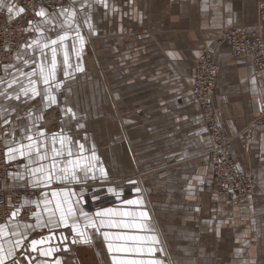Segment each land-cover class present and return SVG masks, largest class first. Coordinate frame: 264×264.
I'll list each match as a JSON object with an SVG mask.
<instances>
[{"label": "crops", "instance_id": "1", "mask_svg": "<svg viewBox=\"0 0 264 264\" xmlns=\"http://www.w3.org/2000/svg\"><path fill=\"white\" fill-rule=\"evenodd\" d=\"M66 2L63 8L77 11L76 23L83 37L81 44L72 32L65 41L71 75L64 74L62 49L56 73L61 87L57 90L53 82L51 88L56 103L46 107L39 96L13 101L17 107L11 117L15 124L7 127L20 140L28 121L17 120V115L27 117L29 111L42 115L38 123L50 146L52 135L59 140L61 130L72 138L77 153L76 141L85 145L88 156L94 145L109 178L103 183L99 179L79 185L54 182L50 187L34 188L29 179L16 176L24 173L27 161H12L6 185L34 193L31 223H35L32 214L37 210L34 202L43 199V192L50 196L52 190L70 187L79 194L83 189L82 207L90 217L100 209L122 206L123 200L142 197L164 249V255L157 252L156 258L164 264H264V130L245 129L264 105V69L258 71L249 61L235 59L226 47L213 46L223 30L239 26L259 29L264 39V0H107V8L98 0ZM85 3L91 7L81 11ZM8 4L16 6L14 12L9 14L5 6L0 14L10 19L20 4L19 0H5ZM59 9L44 10L62 24ZM39 10L33 14V24L28 25L26 40L8 64L25 72H38L36 63L25 67L17 54L39 62V52L21 47L38 38L33 28L41 21L35 15ZM64 30L57 27L46 35L53 39ZM207 48L220 67L211 97L215 121L235 137L232 157L254 179L256 195L248 205H236L215 193L210 177L208 180L207 154L212 141L199 123L189 92L196 58ZM48 55L50 59L51 53ZM2 77H6L5 67ZM38 87L45 86L41 83ZM65 108H71L76 119L63 116ZM3 131L0 128L5 149ZM240 133L251 138L250 145ZM109 187L119 192V198L108 192ZM137 187L140 193L135 191ZM80 223L83 227L84 221ZM105 230L126 231L100 232ZM86 231L91 237L89 244L68 243V252L61 250L52 257L27 254L35 257L33 264H54L57 258L61 264H111L100 232L93 228ZM61 233L73 239L70 227L54 230V234ZM47 234V228L30 231L25 243Z\"/></svg>", "mask_w": 264, "mask_h": 264}, {"label": "snow or ice", "instance_id": "2", "mask_svg": "<svg viewBox=\"0 0 264 264\" xmlns=\"http://www.w3.org/2000/svg\"><path fill=\"white\" fill-rule=\"evenodd\" d=\"M107 8V0H98ZM76 0H73V4ZM7 7V12L12 14L14 4L5 5V0H0V8ZM85 7L90 8V4H82L80 10ZM25 12L23 7L18 8L15 15H21ZM59 16L63 19V23H58L49 14L41 8L35 13L41 18L34 31L38 33V38L31 43L22 45V49L31 50L34 54L39 52V62L35 59L25 58L24 55L18 53L17 60H22L25 67L36 63V70L25 72L22 68H16L14 65L5 66L6 77H0V128L4 129L2 135L5 138V163L19 159L26 160L24 173H17L16 176L20 180L29 179L31 186L34 188L50 187L54 182L65 185L85 184L87 181L100 180L101 183L108 180V173L105 168L99 164L98 157L95 152V146L91 151V155H85L86 149L83 143L75 142L74 151L73 141L70 136L64 134L61 130L59 140L55 134L51 137V146L49 138L45 131L40 127L39 121L43 119L42 115H38L29 111L27 117L17 115L16 119H26L28 126L22 132V139H16V132L11 133L7 126L14 125L12 115L16 113L17 107L13 101L20 102L23 100H35L38 96L47 106L56 103V97L52 94L51 88L55 82V88L59 90L61 84L56 82V73L58 69V52L64 50L63 68L66 77L70 76L69 72L70 58L67 52V41L72 32H75L76 38L83 43V37L80 35L79 25L76 23L77 11L74 7L61 8L58 10ZM33 24L29 21V25ZM51 25L52 27H48ZM75 25V27H73ZM65 29L58 34L56 38L49 39L46 35L48 31L54 28ZM91 28V25H89ZM75 50V45H73ZM51 53L50 59L48 53ZM171 55V53H169ZM9 67L14 70L9 72ZM78 71L82 68L77 67ZM35 77H38L36 79ZM27 83H24V79ZM45 87L40 89L39 84ZM11 90V91H9ZM65 117L76 119V114L71 108L62 110ZM78 127H84L78 124ZM33 129L36 131L33 132ZM9 137L11 139L9 140ZM27 141V143H25ZM57 141L59 148L56 147ZM97 172L99 177H97ZM11 175V174H10ZM34 178V182L31 181ZM131 184H137V181L129 180ZM108 192L113 193L119 198V192L109 187ZM137 193L141 189H135ZM42 200L35 201L36 211L32 216L35 223L23 224L17 221V217L22 212V207H17L9 217L8 224H0V240L11 237L5 242H0V264H33L35 257L29 256L27 253L39 252L40 256L52 257L53 253L63 250L68 252V245L64 243L68 238L62 233L60 235L59 246L41 247L55 239L54 230L59 228H71L73 233L72 242L80 244L91 243V237L86 229L93 228L97 232L101 229H121L126 231H108L100 232L106 242L107 251L111 257V264H164V261L156 258V253L164 255L163 247H160L161 241L156 235L155 227L150 223L151 216L146 210L145 201L142 197L135 199H126L122 201V206L100 209L95 212L94 216L83 209L82 202L84 199L83 189L80 193L72 191L70 187L58 190H52L50 196L47 192L41 193ZM41 205L43 207L41 208ZM83 220V227L80 221ZM40 228L49 230L48 236H42L40 239H31L28 241V233L36 231ZM76 237H79L77 240ZM54 264H61L59 258L55 259Z\"/></svg>", "mask_w": 264, "mask_h": 264}, {"label": "built area", "instance_id": "3", "mask_svg": "<svg viewBox=\"0 0 264 264\" xmlns=\"http://www.w3.org/2000/svg\"><path fill=\"white\" fill-rule=\"evenodd\" d=\"M25 9L21 15L7 19L0 14V77L4 67L11 63L20 45L27 38L29 21L38 9L54 10L67 6L66 0H19ZM216 48L226 47L235 59H245L260 71L264 69V40L256 29L239 26L225 29L213 41ZM220 67L214 61L210 48L203 50L196 58L190 85V95L194 98L201 122L211 138L212 147L208 153L210 181L215 190L236 205H247L255 196V183L252 175L242 170L232 157L233 137L226 134L215 122L212 93L219 77ZM264 130V105L258 109L257 116L247 127V131ZM245 143L251 144L246 136ZM4 145L0 142V224L6 222L10 214L22 207L18 221L31 223V201L34 193L30 190H15L7 187L13 163H5ZM28 204L24 205L23 201Z\"/></svg>", "mask_w": 264, "mask_h": 264}, {"label": "water", "instance_id": "4", "mask_svg": "<svg viewBox=\"0 0 264 264\" xmlns=\"http://www.w3.org/2000/svg\"><path fill=\"white\" fill-rule=\"evenodd\" d=\"M50 234V233H49ZM49 234H47V235H44V236H48ZM65 237H66V235L64 234V233H62ZM60 235L61 234H55V239L53 240V241H50L48 244H45V245H42L41 247H45V246H59L61 249H63V244H61L60 243ZM41 237H39V238H37V239H40ZM72 238L71 239H67V240H65L64 241V243L65 244H67L68 245V243L70 244V245H74V243L72 242ZM69 248V247H68ZM63 251V250H62ZM29 254H35V253H33V252H28ZM27 263V262H26Z\"/></svg>", "mask_w": 264, "mask_h": 264}, {"label": "rangeland", "instance_id": "5", "mask_svg": "<svg viewBox=\"0 0 264 264\" xmlns=\"http://www.w3.org/2000/svg\"><path fill=\"white\" fill-rule=\"evenodd\" d=\"M67 3V2H66ZM245 27V26H244ZM256 30H258L259 32H260V34H261V36H262V33H261V31L259 30V29H256ZM262 38H263V36H262ZM264 40V39H263ZM195 68V67H194ZM192 81V80H191ZM189 89H190V87H189ZM213 104V103H212ZM262 106V105H261ZM214 107V106H213ZM196 109H197V106H196ZM198 110V109H197ZM215 110V109H214ZM198 120H199V123L200 124H202V122H201V117H200V114H199V111H198ZM254 120V119H253ZM252 120V121H253ZM251 121V122H252ZM216 122V121H215ZM217 123V122H216ZM218 124V123H217ZM251 123H249V125H250ZM219 125V124H218ZM249 125H247V127L249 126ZM202 126H203V124H202ZM204 127V126H203ZM219 127L225 132V130L222 128V126L221 125H219ZM247 127L245 128V129H247ZM205 129V128H204ZM244 132V131H243ZM226 133V132H225ZM208 134V133H207ZM227 134V133H226ZM241 135H244V136H246V134L244 133H240ZM239 134V135H240ZM229 135V134H228ZM229 136H231V135H229ZM210 137V136H209ZM231 137H233V136H231ZM235 137H233V139H234ZM211 139V138H210ZM234 141V140H233ZM211 150V149H210ZM209 153V152H208ZM234 159V158H233ZM209 157H208V154H207V169H208V172H209ZM234 161H235V159H234ZM238 164V163H237ZM244 171H247V170H244ZM248 173H250L249 171H247ZM251 174V173H250ZM209 177H210V174H209V176H208V180H209ZM253 177V176H252ZM213 185V184H212ZM256 189V188H255ZM213 190H214V192L215 193H217V194H219L216 190H215V188H214V186H213ZM255 195H256V192H255ZM227 199V198H226ZM228 201H230L229 199H227ZM250 203V202H249ZM248 203V204H249ZM247 204V205H248Z\"/></svg>", "mask_w": 264, "mask_h": 264}]
</instances>
